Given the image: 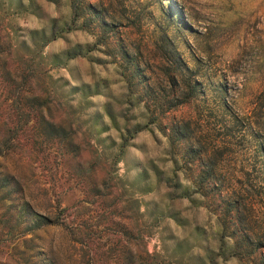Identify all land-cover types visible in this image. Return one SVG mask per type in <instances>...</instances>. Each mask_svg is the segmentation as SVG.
<instances>
[{
    "label": "rangeland",
    "instance_id": "374dc122",
    "mask_svg": "<svg viewBox=\"0 0 264 264\" xmlns=\"http://www.w3.org/2000/svg\"><path fill=\"white\" fill-rule=\"evenodd\" d=\"M263 87L264 0H0V264H264Z\"/></svg>",
    "mask_w": 264,
    "mask_h": 264
},
{
    "label": "trees",
    "instance_id": "16d2710c",
    "mask_svg": "<svg viewBox=\"0 0 264 264\" xmlns=\"http://www.w3.org/2000/svg\"><path fill=\"white\" fill-rule=\"evenodd\" d=\"M254 114L251 118V120L248 121L249 125L252 127H256V129L263 130L264 131V87L258 92V94L255 97V104L253 107ZM255 129V128H254ZM257 131V130H256ZM255 131V132H256ZM173 132L177 134V128H173ZM191 138H189L190 141ZM186 140V139H185ZM184 140V141H185ZM187 141H185L186 143ZM191 143L189 142V150L193 151L195 148L194 146L190 145ZM193 144V142H192ZM196 150V155L199 156L198 148H195ZM259 151H262L260 148ZM213 171L211 168H199L198 170H195V172L191 176V182L194 185L200 186L202 183H209V181L212 179L211 177L213 176ZM221 184H218L217 188V194L220 197V202L222 203V213L224 217H227L229 221L232 222L234 225L233 231H232V237L235 238V236L239 237V242L246 243V245H254L255 243H252V240H250V234L247 228L245 227L244 224V216L241 211V199L243 196H239V194L231 193L230 194V199L221 196V188L219 187ZM238 197V198H237ZM231 203V205L229 204ZM229 204V205H228ZM237 241L234 240V245L236 244ZM264 242H257L256 244H262Z\"/></svg>",
    "mask_w": 264,
    "mask_h": 264
}]
</instances>
